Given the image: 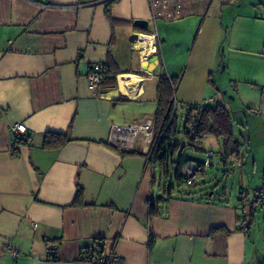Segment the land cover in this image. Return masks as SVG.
<instances>
[{
  "label": "crops",
  "instance_id": "0c3cea01",
  "mask_svg": "<svg viewBox=\"0 0 264 264\" xmlns=\"http://www.w3.org/2000/svg\"><path fill=\"white\" fill-rule=\"evenodd\" d=\"M155 2L0 0V264H88L80 253L96 242L122 264H264V207L254 200L256 190L264 189V171L261 184L245 182L244 151L230 108L218 101L211 105L228 110L238 145L239 156L222 159L224 139L215 137L222 141L217 155L225 173L231 166L240 176L230 196L225 188L209 195L205 189L199 195L171 193L150 214L154 172L169 178L170 169L167 176L157 165L148 166L151 142L142 133L131 148L110 141L114 125L153 124L159 77L166 73L179 76V86L184 82L193 33L201 44L190 59L196 68L205 61L204 45L225 38L240 17L264 23V0ZM178 6L180 14L173 16ZM235 7L240 8L232 17L225 15ZM219 55L221 68L226 64L221 49ZM259 57L257 76L247 80L257 98L240 96L249 153L252 131L264 147V57ZM95 63L114 77L97 93L87 80ZM15 123L26 126L29 144L13 153ZM47 133L68 141L45 148ZM209 151H203L204 159ZM209 169L197 186L216 180L215 174L208 177ZM48 244L56 248L53 257ZM10 249L20 254L12 257Z\"/></svg>",
  "mask_w": 264,
  "mask_h": 264
},
{
  "label": "rangeland",
  "instance_id": "374dc122",
  "mask_svg": "<svg viewBox=\"0 0 264 264\" xmlns=\"http://www.w3.org/2000/svg\"><path fill=\"white\" fill-rule=\"evenodd\" d=\"M239 8L240 7H235L231 9V12L229 13L226 11L225 15H230L232 17L234 11L236 9L239 10ZM242 12H245V9ZM240 19L241 20L235 24L236 26L234 25L233 29L231 28L228 33H225V38H218L215 42L213 41L212 43V41H210L204 45L200 53L203 52L205 61L196 68L192 66L193 59H190L197 54L201 44L200 40L196 43L199 33L192 34L189 51H187L186 62L183 67L185 80L176 92V99L178 102L176 114L179 132L174 139L175 142L182 145L187 143V139L183 133V117L185 116L189 105L194 103H208L212 105L216 101L220 102L231 110V116L234 122V132L239 141L240 148L244 151L241 152L242 155H244L245 170L243 176L246 183L249 182L254 186L258 183L261 184V173L264 171V163H262V159H264V147L261 146V139L258 133L252 131L251 141L254 147L252 152L249 153L248 147L250 145V139L243 131L241 123L242 118L244 119V114L241 110L242 105L240 96L242 94L247 95L248 100L257 98L251 88V81L249 82L247 80H253V78L257 76V73L260 70L259 59L261 58L259 56L264 57V23L247 20L244 16L240 17ZM200 37H202L201 33ZM220 49L221 54H223L226 59V66L223 65L224 67L221 66V68H219L220 66L218 65L220 60ZM257 51L260 53H257L258 56L254 54ZM212 57H214V61L212 67H210L209 61ZM252 73L253 75H251ZM244 80L247 81V83ZM210 99L214 101H210ZM244 111L250 113L249 109H245ZM137 139V142H139L140 135ZM204 150H212L215 153V161L217 164L216 166H211L208 171V177L215 174L216 180L212 179V182H205L194 188H190L185 184L182 185L181 188L175 185L172 196H189L194 192H197L199 195L204 189L207 191L208 195L213 190H216L217 193H221L224 188L228 196H230L232 192H235L236 184H238L240 176L238 173L232 171L231 166L229 169L227 168V171L229 172L225 173L224 166L219 162V156L217 154L222 150V141L216 139L214 136H208L207 140L202 144L195 145V150L187 147L185 151L188 158L203 160ZM253 164L256 166V169L253 168ZM174 170L175 167L172 165L170 167L169 178H166L164 175L159 178L162 171L160 172L158 169L155 170L154 174L157 181L154 187V192L156 193L154 199H158L159 195H163V188L166 183L169 184L172 182L176 184L173 179ZM250 173H253L254 175L252 174L251 176ZM178 191L190 192V194H182ZM258 214H261V212ZM258 217L259 216H257V218Z\"/></svg>",
  "mask_w": 264,
  "mask_h": 264
},
{
  "label": "trees",
  "instance_id": "16d2710c",
  "mask_svg": "<svg viewBox=\"0 0 264 264\" xmlns=\"http://www.w3.org/2000/svg\"><path fill=\"white\" fill-rule=\"evenodd\" d=\"M108 77L109 76L106 74L103 82L104 84L113 83L114 77H111L110 79ZM179 83V76H169L166 73H163L159 77L156 96V110L153 120V138L150 144V149L145 154V157L148 166L150 165V167H154L157 165L165 174L167 173V176H169L168 173L171 165L174 164L175 170L173 172V179L176 184L172 182L169 184L166 183L163 188V195H161L158 199L151 198L148 201L150 214H154L156 212V204L162 201L166 195L169 196L173 192L175 185L181 188L182 185L185 184L184 178L180 175V170L191 160L185 154L187 147L193 148L195 145L202 144L206 137L214 136L216 138L224 139L222 159L239 156L238 145L237 141L234 139L230 114L228 110L220 104L211 106L205 103H194L189 105L185 116L183 117V133L185 134L187 143L182 145L175 142L174 138L179 132L176 114L178 103L176 99V92L178 90ZM192 126L196 129L195 135L190 134V128ZM67 141L68 139L61 134L47 133L44 136L42 145L45 148H59L65 145ZM12 142L13 153H15L18 146L29 144V135L27 133L26 137H12ZM122 153H124V151H122ZM199 183L189 186L185 185L190 188H194ZM178 192L182 194H190V192ZM80 194L81 191L78 190L77 198H79ZM216 230L217 227L212 228L210 233H213ZM154 239V234L150 231L148 238L149 247L153 244ZM96 244L102 248V243L96 242ZM89 247L90 246L84 249H88ZM80 260L83 261L81 257Z\"/></svg>",
  "mask_w": 264,
  "mask_h": 264
},
{
  "label": "built area",
  "instance_id": "2783aa9c",
  "mask_svg": "<svg viewBox=\"0 0 264 264\" xmlns=\"http://www.w3.org/2000/svg\"><path fill=\"white\" fill-rule=\"evenodd\" d=\"M152 3H156L152 0ZM180 14V6L175 9L173 16ZM107 74V68L103 63H95L91 66V71L87 75L89 88L97 93L101 89V85L105 80ZM201 109V108H200ZM10 131L12 137L20 136L26 137L27 128L23 123H15L11 125ZM153 124L151 121H145L141 124H132L118 126L114 125L111 129L110 141L122 148H131L135 137L138 133H142L146 141L151 142L153 138ZM190 134L195 135L196 129L192 126L190 128ZM215 153L209 151L206 153V157L203 161L190 160L185 164L181 170L180 175L184 178L186 185H193L201 182V177L211 166H214ZM254 200L264 207V189H258L254 193ZM47 253L50 257H53L56 253V248L52 244H48ZM101 250V251H100ZM12 257H17L20 253L15 249H10ZM80 257L83 261L89 264H122L118 255L111 251L104 253L102 248L98 244H92L88 249L82 250Z\"/></svg>",
  "mask_w": 264,
  "mask_h": 264
},
{
  "label": "water",
  "instance_id": "95a60500",
  "mask_svg": "<svg viewBox=\"0 0 264 264\" xmlns=\"http://www.w3.org/2000/svg\"><path fill=\"white\" fill-rule=\"evenodd\" d=\"M134 23L136 25H138V26H141V27H147V22L146 21H143V20H136ZM160 197H161V195H159L158 198H160Z\"/></svg>",
  "mask_w": 264,
  "mask_h": 264
}]
</instances>
